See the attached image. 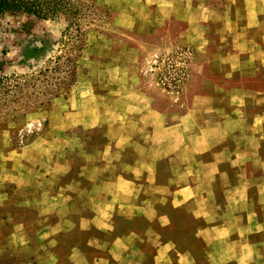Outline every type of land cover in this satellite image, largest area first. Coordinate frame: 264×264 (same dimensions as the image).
Here are the masks:
<instances>
[{
    "label": "crops",
    "instance_id": "1",
    "mask_svg": "<svg viewBox=\"0 0 264 264\" xmlns=\"http://www.w3.org/2000/svg\"><path fill=\"white\" fill-rule=\"evenodd\" d=\"M109 3L111 40L134 54H89L6 150L0 250L30 264H264V0ZM181 47L194 60L174 91L149 65Z\"/></svg>",
    "mask_w": 264,
    "mask_h": 264
},
{
    "label": "rangeland",
    "instance_id": "2",
    "mask_svg": "<svg viewBox=\"0 0 264 264\" xmlns=\"http://www.w3.org/2000/svg\"><path fill=\"white\" fill-rule=\"evenodd\" d=\"M109 2L63 0L66 9L48 17L24 11L0 16V161L5 175L6 150L31 139L39 128L36 119L75 89L89 72V54H134V40H111L117 32ZM193 60L192 50L181 47L156 57L149 69L164 88L179 91ZM22 260L0 250V264H30Z\"/></svg>",
    "mask_w": 264,
    "mask_h": 264
},
{
    "label": "trees",
    "instance_id": "3",
    "mask_svg": "<svg viewBox=\"0 0 264 264\" xmlns=\"http://www.w3.org/2000/svg\"><path fill=\"white\" fill-rule=\"evenodd\" d=\"M66 9L63 0H0V16L6 12H27L48 17Z\"/></svg>",
    "mask_w": 264,
    "mask_h": 264
}]
</instances>
